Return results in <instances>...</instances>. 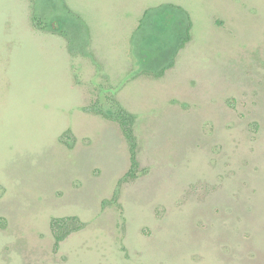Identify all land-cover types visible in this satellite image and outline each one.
<instances>
[{
  "label": "rangeland",
  "instance_id": "obj_1",
  "mask_svg": "<svg viewBox=\"0 0 264 264\" xmlns=\"http://www.w3.org/2000/svg\"><path fill=\"white\" fill-rule=\"evenodd\" d=\"M94 62L0 0V264H264V0H65ZM178 4L190 39L158 78L129 37ZM135 115L138 169L119 125ZM83 226L55 245L53 217Z\"/></svg>",
  "mask_w": 264,
  "mask_h": 264
},
{
  "label": "trees",
  "instance_id": "obj_2",
  "mask_svg": "<svg viewBox=\"0 0 264 264\" xmlns=\"http://www.w3.org/2000/svg\"><path fill=\"white\" fill-rule=\"evenodd\" d=\"M160 15L167 18L165 23L159 20ZM31 20L37 29L61 36L71 55L87 57L94 62L89 47V28L83 18L68 7L65 0H33ZM191 28V16L181 5L162 3L144 9L129 37L137 73L154 78L164 75L174 65L178 51L189 41ZM106 99L107 108L94 100L85 110L119 125L129 153V169L122 180L134 178L139 166L133 129L135 115L115 98L106 96ZM82 226L76 216L51 218L50 229L55 245Z\"/></svg>",
  "mask_w": 264,
  "mask_h": 264
},
{
  "label": "flooded vegetation",
  "instance_id": "obj_3",
  "mask_svg": "<svg viewBox=\"0 0 264 264\" xmlns=\"http://www.w3.org/2000/svg\"><path fill=\"white\" fill-rule=\"evenodd\" d=\"M172 18V17H171ZM159 20L162 22V23H165V21H167V18L163 15H160L159 16Z\"/></svg>",
  "mask_w": 264,
  "mask_h": 264
}]
</instances>
